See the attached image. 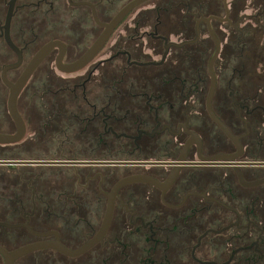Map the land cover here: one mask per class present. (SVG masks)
Wrapping results in <instances>:
<instances>
[{
    "label": "flooded vegetation",
    "instance_id": "flooded-vegetation-1",
    "mask_svg": "<svg viewBox=\"0 0 264 264\" xmlns=\"http://www.w3.org/2000/svg\"><path fill=\"white\" fill-rule=\"evenodd\" d=\"M9 1L0 133L18 131L11 84L59 42L17 93L21 138L0 143L21 161L0 163V247L34 246L9 264H264V0H145L71 71L135 0H16L20 53Z\"/></svg>",
    "mask_w": 264,
    "mask_h": 264
},
{
    "label": "water",
    "instance_id": "water-1",
    "mask_svg": "<svg viewBox=\"0 0 264 264\" xmlns=\"http://www.w3.org/2000/svg\"><path fill=\"white\" fill-rule=\"evenodd\" d=\"M16 0H10L9 1V11L7 14V19H6V36H7V40L9 42V44L12 46V48H14L15 50H17L19 53L20 51L18 50V48L16 47V45L13 43V41L11 40L9 34H8V30H9V26H10V21H11V17L13 15V9H14V4H15ZM71 2H73L72 0H70ZM145 0H135L133 2H131L130 4L126 5L123 9H121L115 16L114 18L109 22V23H103V25L105 26V30L102 32V34L99 36V38L94 42V44L88 49V51L75 63L71 64V65H66L63 66L61 63H59V67L60 69L64 70V71H71V70H76L78 68H80L81 66H83L86 62H88L99 50L100 48L105 44L106 40L108 39V37L110 36V34L112 33V31L114 30V28L117 26V24L120 22V20L124 17V15L126 13H128L133 7H135L137 4L143 2ZM211 35L213 37V39L215 40L216 43V52L214 54V57L212 58L211 62L214 60V58L216 57L218 51H219V41L218 38L216 37V35L214 34L213 30L211 29ZM185 43V42H184ZM59 42L58 41H52L50 43H48L45 47H43L41 50H39L37 52V54L33 57V59L31 60V62L28 64L26 70L24 71V73L22 74L21 78L19 79L17 84L12 85L11 84V96H10V112L11 115L13 116V118L16 121L17 127H18V131L16 134H4V133H0V143H6V142H14L16 140H19L22 136V131L24 128V123L23 120L17 110L16 107V98H17V93L20 89V86L28 79V77L30 76L31 72L33 71V69L39 64V62L45 57V55L47 54V52L55 45H58ZM173 44H178L181 45L183 43H173ZM20 63V61L18 62ZM11 64V65H7L6 66V70L17 66V64ZM5 72V71H4ZM5 73H3L4 75ZM14 163V162H21L19 160H6V159H0V163ZM27 162V161H25ZM30 162V161H28ZM53 163H62V162H58V161H54ZM74 163V162H71ZM81 163H86V162H81ZM117 163V162H116ZM135 178H129L126 180L121 181L119 184H122L126 181L132 180ZM111 208V206H110ZM109 217H110V211H108V216H107V221L106 223L109 221ZM105 227V226H104ZM104 228L102 229L101 233L99 235L102 234ZM97 238H95L93 241H91L90 243L82 246L81 248H79L78 250H69L65 247H63L62 245H55L57 246L59 249H61L64 252L70 253V254H78L81 253L83 250H85L90 244H92L95 240H97ZM34 246H28V247H23L20 248L14 252H7L6 250H4L3 248L0 247V251L3 253L4 257H5V261L7 259V264H9V260L11 258L16 257L17 255H20L22 253H24L26 250L33 248Z\"/></svg>",
    "mask_w": 264,
    "mask_h": 264
},
{
    "label": "rangeland",
    "instance_id": "rangeland-1",
    "mask_svg": "<svg viewBox=\"0 0 264 264\" xmlns=\"http://www.w3.org/2000/svg\"><path fill=\"white\" fill-rule=\"evenodd\" d=\"M60 2H61V1H60ZM61 4H62V6L65 5V4L62 3V2H61ZM106 52H109V48H108V47L106 48Z\"/></svg>",
    "mask_w": 264,
    "mask_h": 264
}]
</instances>
